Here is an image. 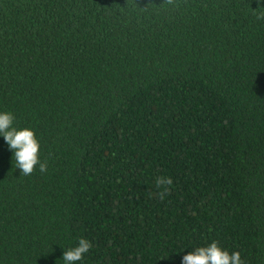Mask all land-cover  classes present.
I'll use <instances>...</instances> for the list:
<instances>
[{"label":"trees","instance_id":"16d2710c","mask_svg":"<svg viewBox=\"0 0 264 264\" xmlns=\"http://www.w3.org/2000/svg\"><path fill=\"white\" fill-rule=\"evenodd\" d=\"M264 0H0V264H264ZM171 177L161 200L158 177Z\"/></svg>","mask_w":264,"mask_h":264},{"label":"clouds","instance_id":"9594fccd","mask_svg":"<svg viewBox=\"0 0 264 264\" xmlns=\"http://www.w3.org/2000/svg\"><path fill=\"white\" fill-rule=\"evenodd\" d=\"M169 4L172 0H167ZM253 14L257 20H264V11L254 10ZM15 117L11 112H0V135H2L14 151L16 168L20 169L21 175L29 176L34 173L37 166L41 173L47 171V163L40 160V143L35 132L30 128L17 129L14 126ZM157 188L163 190L158 193L159 198L163 200L165 195L170 193V187L173 184L171 177H158L156 179ZM92 247V244L86 238H80L78 245L64 251L62 260L64 264H76L81 261L84 254ZM182 264H244L239 251L229 252L222 249L218 242L212 241L208 246L198 247L194 251L183 257Z\"/></svg>","mask_w":264,"mask_h":264}]
</instances>
